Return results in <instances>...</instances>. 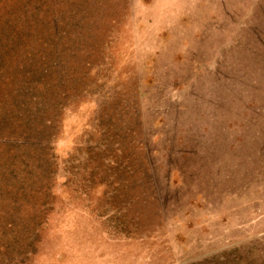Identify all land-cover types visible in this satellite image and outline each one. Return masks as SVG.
<instances>
[{
    "label": "rangeland",
    "instance_id": "374dc122",
    "mask_svg": "<svg viewBox=\"0 0 264 264\" xmlns=\"http://www.w3.org/2000/svg\"><path fill=\"white\" fill-rule=\"evenodd\" d=\"M0 264H264V0H0Z\"/></svg>",
    "mask_w": 264,
    "mask_h": 264
},
{
    "label": "trees",
    "instance_id": "16d2710c",
    "mask_svg": "<svg viewBox=\"0 0 264 264\" xmlns=\"http://www.w3.org/2000/svg\"><path fill=\"white\" fill-rule=\"evenodd\" d=\"M37 144L40 145L41 143L38 141Z\"/></svg>",
    "mask_w": 264,
    "mask_h": 264
}]
</instances>
